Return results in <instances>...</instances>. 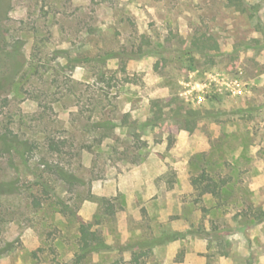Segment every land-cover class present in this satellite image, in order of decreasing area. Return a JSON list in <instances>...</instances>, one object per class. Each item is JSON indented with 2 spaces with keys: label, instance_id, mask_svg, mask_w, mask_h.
<instances>
[{
  "label": "rangeland",
  "instance_id": "374dc122",
  "mask_svg": "<svg viewBox=\"0 0 264 264\" xmlns=\"http://www.w3.org/2000/svg\"><path fill=\"white\" fill-rule=\"evenodd\" d=\"M0 264H264V0H0Z\"/></svg>",
  "mask_w": 264,
  "mask_h": 264
},
{
  "label": "trees",
  "instance_id": "16d2710c",
  "mask_svg": "<svg viewBox=\"0 0 264 264\" xmlns=\"http://www.w3.org/2000/svg\"><path fill=\"white\" fill-rule=\"evenodd\" d=\"M59 171V170H58ZM67 173L64 170H60V175L69 180V177L66 175ZM209 177L207 173L203 172L199 177L194 180V183L204 184ZM205 192H210L213 194H219L220 188L217 186L216 183H205ZM81 230L84 232L86 238V246L82 248L83 254L88 252H94L99 250H105L108 248V244L105 238L97 231L92 230L91 225L89 223H81Z\"/></svg>",
  "mask_w": 264,
  "mask_h": 264
}]
</instances>
